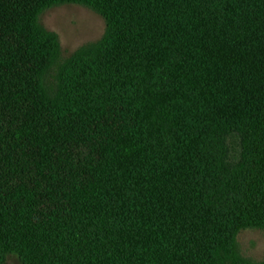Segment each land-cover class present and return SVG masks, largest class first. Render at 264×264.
Returning <instances> with one entry per match:
<instances>
[{"label":"trees","instance_id":"16d2710c","mask_svg":"<svg viewBox=\"0 0 264 264\" xmlns=\"http://www.w3.org/2000/svg\"><path fill=\"white\" fill-rule=\"evenodd\" d=\"M99 39L62 56L42 12ZM264 0H0V264H264Z\"/></svg>","mask_w":264,"mask_h":264},{"label":"rangeland","instance_id":"374dc122","mask_svg":"<svg viewBox=\"0 0 264 264\" xmlns=\"http://www.w3.org/2000/svg\"><path fill=\"white\" fill-rule=\"evenodd\" d=\"M40 22L57 33L62 56L70 55L80 45L95 41L102 35L104 19L86 6L60 4L50 7L40 15ZM239 254L253 261L264 258V230L241 229L236 237ZM4 264H21L15 255H9Z\"/></svg>","mask_w":264,"mask_h":264}]
</instances>
